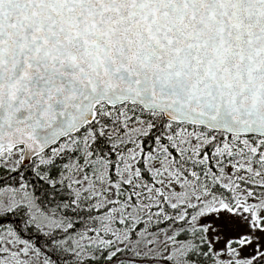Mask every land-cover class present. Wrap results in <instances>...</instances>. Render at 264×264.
Wrapping results in <instances>:
<instances>
[{"label":"snow or ice","instance_id":"1","mask_svg":"<svg viewBox=\"0 0 264 264\" xmlns=\"http://www.w3.org/2000/svg\"><path fill=\"white\" fill-rule=\"evenodd\" d=\"M0 264H264V0H0Z\"/></svg>","mask_w":264,"mask_h":264}]
</instances>
